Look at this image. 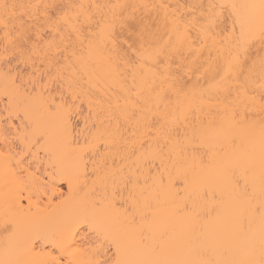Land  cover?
Instances as JSON below:
<instances>
[{
    "label": "snow or ice",
    "instance_id": "1",
    "mask_svg": "<svg viewBox=\"0 0 264 264\" xmlns=\"http://www.w3.org/2000/svg\"><path fill=\"white\" fill-rule=\"evenodd\" d=\"M0 176V264H264V0H0Z\"/></svg>",
    "mask_w": 264,
    "mask_h": 264
},
{
    "label": "bare ground",
    "instance_id": "2",
    "mask_svg": "<svg viewBox=\"0 0 264 264\" xmlns=\"http://www.w3.org/2000/svg\"><path fill=\"white\" fill-rule=\"evenodd\" d=\"M11 2V0H10ZM47 3H60V4H68L71 2V0H45ZM76 2H80V0H76ZM112 2H127L129 4H142V3H151V2H159V0H112ZM166 2H175V0H166ZM258 2V0H257ZM87 79V78H85ZM131 73L128 74V85L131 86ZM97 87H100L103 92H105L107 95L112 94V89L108 88L107 85L101 83L100 85H97ZM113 87H115L117 90H119V85L116 84ZM38 115V114H37ZM255 116V114H254ZM203 119L207 120L210 118L209 114H205L202 117ZM221 117L218 116L217 119H220ZM50 170V168H49ZM45 168H41L38 175L43 178L44 177ZM60 184H63L62 191L64 192V197H60L59 195H56L55 199L49 203L47 197L41 198L39 201V207H33L32 209V216H35L36 214H39L40 216H45L48 214H61L64 212H70L73 210V205L76 200L82 198L85 196L86 192H88L87 189L83 192H76L73 194V197L71 200H68V186L66 181H57V187H59ZM89 184H91V181H89ZM49 194L52 193L51 188H49ZM65 200L66 203L61 204V200ZM25 205H27V201L23 202ZM47 205V207H46ZM5 213H8L9 218L15 219L18 223H21L22 225L26 223L25 221V214L21 213L20 210L15 206L14 200H13V185L10 181H6L4 177L0 176V223L3 222L5 219Z\"/></svg>",
    "mask_w": 264,
    "mask_h": 264
}]
</instances>
